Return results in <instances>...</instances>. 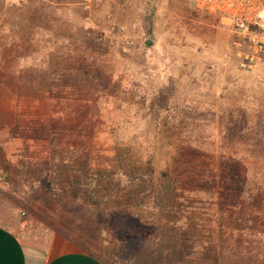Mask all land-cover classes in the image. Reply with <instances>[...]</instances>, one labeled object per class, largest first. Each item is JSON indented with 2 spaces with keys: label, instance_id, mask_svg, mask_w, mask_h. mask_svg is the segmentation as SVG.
Segmentation results:
<instances>
[{
  "label": "rangeland",
  "instance_id": "obj_1",
  "mask_svg": "<svg viewBox=\"0 0 264 264\" xmlns=\"http://www.w3.org/2000/svg\"><path fill=\"white\" fill-rule=\"evenodd\" d=\"M83 1L0 0V200L106 264H264V69L191 0Z\"/></svg>",
  "mask_w": 264,
  "mask_h": 264
},
{
  "label": "crops",
  "instance_id": "obj_2",
  "mask_svg": "<svg viewBox=\"0 0 264 264\" xmlns=\"http://www.w3.org/2000/svg\"><path fill=\"white\" fill-rule=\"evenodd\" d=\"M0 264H106L65 232L0 200Z\"/></svg>",
  "mask_w": 264,
  "mask_h": 264
},
{
  "label": "built area",
  "instance_id": "obj_3",
  "mask_svg": "<svg viewBox=\"0 0 264 264\" xmlns=\"http://www.w3.org/2000/svg\"><path fill=\"white\" fill-rule=\"evenodd\" d=\"M210 14L221 15L237 35L239 67L245 71L264 69V0H191ZM86 10L102 0H84ZM127 45V43H125ZM25 216L24 213H21Z\"/></svg>",
  "mask_w": 264,
  "mask_h": 264
},
{
  "label": "trees",
  "instance_id": "obj_4",
  "mask_svg": "<svg viewBox=\"0 0 264 264\" xmlns=\"http://www.w3.org/2000/svg\"><path fill=\"white\" fill-rule=\"evenodd\" d=\"M261 124H262V128H264V121H262ZM240 125H241V124H240ZM240 125H239V126H240ZM259 125H260V124H258V126H259ZM258 126H257V127H258ZM239 128H240V127H239ZM240 129H241V128H240ZM129 178L132 179V178H133V174H132V175H129ZM167 191L169 192V193H168L169 195L172 194V193H171V187H170V185H169ZM154 198L156 199V202H157L158 204H161V206L164 205L163 208H165V203H166V199L168 198V195H167V198H166V197H164V193H163V192L161 193V191H156V193H154ZM159 200H160V201H159ZM162 203H163V204H162Z\"/></svg>",
  "mask_w": 264,
  "mask_h": 264
}]
</instances>
